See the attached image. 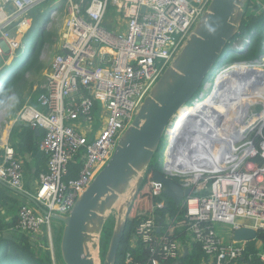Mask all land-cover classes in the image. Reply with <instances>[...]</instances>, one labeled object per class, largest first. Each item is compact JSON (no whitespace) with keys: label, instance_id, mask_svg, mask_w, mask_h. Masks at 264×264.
<instances>
[{"label":"built area","instance_id":"1","mask_svg":"<svg viewBox=\"0 0 264 264\" xmlns=\"http://www.w3.org/2000/svg\"><path fill=\"white\" fill-rule=\"evenodd\" d=\"M45 1L0 0V41L9 47L6 55L0 45V70L8 67L2 76L13 71L16 52L24 49L23 40L35 24L31 10ZM211 2L58 0L47 10V21L38 25L48 32L61 25L59 49L36 102L25 104L14 118V123H30L42 130L38 145L46 158V169L39 175L35 194H31L35 205L24 203L18 208L13 229L37 244H41L43 234L52 238L54 216L69 215L109 162L144 100L181 52ZM46 59V52L41 53L40 60ZM258 105H262L261 111L248 107L245 120L241 117L244 122L238 124L228 116L230 111L226 114L223 121L228 126L223 127L222 121L211 140L227 136L235 140L215 152L200 145L210 152L202 166L189 170L166 165L171 178L198 193L184 197L180 209L166 213L163 220L156 214L166 207L163 187L152 174L155 203L140 217L135 238L129 242L131 249L142 245L145 253L136 259L127 250L129 264H184L185 249L190 254L194 244L201 248L198 264H249L254 258L264 264V246L253 253L248 250L253 240L233 237L226 241L216 228L217 224H227L233 233L248 227L258 235L264 230V104ZM253 132L254 137L246 141ZM0 180L15 191L29 193L23 161L7 143L0 157ZM179 220L184 224L179 225Z\"/></svg>","mask_w":264,"mask_h":264},{"label":"water","instance_id":"2","mask_svg":"<svg viewBox=\"0 0 264 264\" xmlns=\"http://www.w3.org/2000/svg\"><path fill=\"white\" fill-rule=\"evenodd\" d=\"M247 1L212 0L209 10L199 21L181 52L172 65L165 70L150 95L144 100L132 125L123 133L109 162L97 174L87 190L77 199L69 215L60 216L56 214L54 216L64 223L61 251L66 264H97L87 245L90 226L95 225L101 236L109 212L118 202L116 200L123 194L125 187L132 178L140 172L141 174L135 179L134 188L131 190L130 200L125 205V207L127 206L126 212L123 217L118 219L112 231L108 249L103 257V264H116L126 219L144 182V174L155 154L158 151L163 152L162 146L164 147L168 140L171 129L169 126L173 117L188 104L191 105L196 99L202 98L201 89L206 87L211 77L216 74L215 69L223 60L222 56L225 50L229 45L233 48L239 46L231 40L244 18V7ZM253 62L261 63L259 60ZM233 78L228 85L233 83V87H235L236 84H247L245 81L248 78H264V72L235 74ZM225 109L224 112L213 110L216 112V116L213 117L210 112L207 114L208 118L204 115L193 117L192 121H197L195 127L198 130L190 128L188 131H179L177 137L179 143L184 142L181 147L183 152L175 153L176 147L169 157L174 160L175 156L180 154L186 162L202 166L205 155L209 156L211 151L215 152L220 149L213 144L209 145L204 137L206 134L209 142L211 141L212 136L215 135L222 121L226 119V114L230 111L227 103H225ZM3 118L0 119V123ZM211 118L214 119L212 125L206 126V122ZM25 125L34 130L38 136L40 135L38 127L30 123ZM204 128L205 130H203ZM200 145H207L210 152L202 156V159L195 160L194 155L199 151L193 152V150L195 146L200 148ZM187 146L191 148L190 154L189 151L184 152ZM170 164L169 160H165L162 169L153 173V178L162 184L163 193L171 198L177 206H181L184 197L198 193V190L193 187L184 188L171 178L165 171L166 165ZM182 166L180 167L182 168ZM0 182L2 181L0 180ZM107 209H109L108 214H106ZM257 236V231L248 227L238 228L233 232V237L237 241L254 240ZM187 254L188 248L185 249V256Z\"/></svg>","mask_w":264,"mask_h":264},{"label":"trees","instance_id":"3","mask_svg":"<svg viewBox=\"0 0 264 264\" xmlns=\"http://www.w3.org/2000/svg\"><path fill=\"white\" fill-rule=\"evenodd\" d=\"M253 3L255 0H252ZM251 0L247 1L246 4V12L244 13V18L242 22L239 25L238 31L236 32L235 36L231 40V42L236 41H244L248 40L250 38V42L248 45V49L246 52H242L241 54H237L234 51H238L235 48H232L231 45L228 46V48L223 53V60L219 63L218 69L216 71H219L222 67L233 64L235 62H253L257 61L254 59L255 56H259V50L262 45H264V9L260 14H248V10L250 8V5L252 4L254 6V9L258 8L256 4H253ZM35 24H39L42 20L47 21V11L44 13H40L39 15H35ZM46 34V36H45ZM49 36V32L45 31L43 33L39 34V40L36 41L33 45L29 47L31 56L30 59H27L29 61L27 63L26 60H22L21 62H25V66L21 69L20 73L15 76L13 79L8 81L6 85L1 89L0 91V109L4 108V106L7 104L9 96L12 95V93L17 94L20 97V101L16 102L13 106L12 113L14 115H17L19 110L23 107L22 103V96H23V87L26 82V74L29 71H35L36 73H41L44 64L40 60L44 39ZM232 48V49H231ZM240 53V52H239ZM22 59V58H21ZM8 69V67L3 68L0 70V78L2 79L4 76L1 74ZM34 103V102H30ZM33 131L26 127L24 123L17 122L15 127L12 131V137L15 138V135H18L20 138L19 143L14 142L13 146L15 147L16 152L18 151H25L30 150L32 146L34 145V135ZM18 150V151H17ZM19 154V153H18ZM258 160H260L258 158ZM261 161V160H260ZM163 167L162 164V153L158 151L154 158L152 159L149 168L147 170V176L144 179V182L141 186V189L139 193L137 194L130 212L128 213L126 224H125V231L123 235L122 242L120 244L117 261L116 264H129L126 259V251L131 250L133 252V255L136 259H140L144 252V247L140 245L136 249H131L130 247V240L135 238V230L136 225L139 222L140 217L146 215L148 211L151 210L153 204L155 203V198L152 196L151 193V185L150 180L152 178V174L156 170H161ZM164 199L166 200V207L162 209H158L156 211V214L158 216V219L163 220L166 213L174 214L179 209L180 206H177L174 201L166 196L163 195ZM179 225H183V220L178 221ZM114 228V224L106 221V224L104 226L102 236L100 239V248H101V255L102 257L105 256L106 249L109 243V239L111 238L112 231ZM217 230L221 233H223L225 236L228 235V239L226 238V241H230L232 236V229L227 224H217L216 226ZM3 240V239H2ZM1 242L8 243L11 247L18 249L16 252L15 257L13 260L9 261L7 264H54V260L52 259V256L50 252H45L43 255L40 254V250L36 247L37 243H34L33 241L29 240L26 236H21L16 242L15 240H5ZM264 246V230L259 232L258 238L256 240L250 241L248 243V250L255 253ZM31 255V257H30ZM2 258L0 257V264H2ZM201 248L198 244L193 245V249L191 250L190 254H187L186 257L183 259L184 264H198L201 260ZM57 263L58 264H66L63 260V257L60 252H58L57 255ZM249 264H262L259 259L254 258L252 259Z\"/></svg>","mask_w":264,"mask_h":264},{"label":"bare ground","instance_id":"4","mask_svg":"<svg viewBox=\"0 0 264 264\" xmlns=\"http://www.w3.org/2000/svg\"><path fill=\"white\" fill-rule=\"evenodd\" d=\"M260 72L261 73L264 72V62H261V63L235 62L232 65L226 66L223 69H221L219 72H217L214 75L215 78L213 79L211 83L212 89L209 92H206V93L203 92L202 98L196 99L191 105L184 107L173 117L171 129L168 134L169 143L167 145L165 144L164 146L165 149L163 151L165 152L166 158H170L169 155L172 154L173 150H175L176 147H177V150L175 151V153L183 152L181 147L184 142H182V144L179 143L177 136L179 134V131L181 130L188 131L190 128H193L194 130H198V128L195 127L197 125V121H192L193 117L197 115L199 116L204 115L206 118H208L207 114H209L210 112L212 117L216 116V112H214L213 110L224 112L226 110L225 103H227L228 106L230 107V112H229L230 114L228 116L233 117L232 119L233 124H234L235 119H237V124L239 123V121H243L241 117L244 118L245 120V115H246L245 111L248 109V107H254L260 103L259 101L256 100L255 97L249 94L253 89L250 86L254 84L255 85L254 89H257L258 91H264V78H261V79L260 78H248L245 81V83L247 84H242V85L236 84L235 87H233L234 86L233 83L230 86L228 84H230L231 80L234 79L233 76L235 74H257ZM207 87H210V86L208 85L206 86V88ZM247 88H250L249 93L247 91ZM233 111H235V113ZM2 117H3V112H0V119ZM212 120L214 119L211 118L208 122H206V126H210ZM226 126H228V123L223 121V127H226ZM205 128L207 130V127ZM205 128L203 130H205ZM232 128H237V127L232 126ZM203 132L205 134V131ZM221 138L214 137V139H212L209 142L208 137L205 134L204 140L207 141L209 145L212 143L215 147H220L221 145L223 146L225 144L226 145L230 144L231 141L235 140L234 138L229 137V136L225 137V140H221ZM187 147L184 150V152L189 151L188 153L190 154L191 148L188 147L187 149ZM207 152L208 150L206 148L201 149L199 153H196L194 155L195 160L198 158L202 159V156H204ZM169 160L172 166L175 168L182 169L180 166L183 165L182 167L184 169L195 170L196 167H198V165H196L195 163L186 162L180 155L175 156L174 160H171V159ZM139 175H140V172L132 178V180L125 187L123 194L120 195V198L118 200H116L117 202L123 199L121 206L123 205L124 207L127 204L128 198L125 199L124 197L129 192L131 193V190H133L134 188L135 179H137ZM130 193H129V197H130ZM108 212H109V209L106 210V214H108ZM99 236L100 235L97 230V227L95 225H91L89 229V238H88L87 245H88L89 252L96 263L98 260L96 256L99 251Z\"/></svg>","mask_w":264,"mask_h":264},{"label":"rangeland","instance_id":"5","mask_svg":"<svg viewBox=\"0 0 264 264\" xmlns=\"http://www.w3.org/2000/svg\"><path fill=\"white\" fill-rule=\"evenodd\" d=\"M57 1L58 0H46L45 2L35 6L31 10L30 16L34 20L36 14L39 15L40 13L46 12L49 8L53 7L57 3ZM252 3H253V1H252ZM253 4H256V6H258V8L254 9V6L251 4L250 8L248 10V14H256V15L260 14L263 11V9H264V0H255V2ZM244 11L246 12V7H244ZM199 21H198V23H199ZM34 22H35V20L33 21V23ZM57 23H59V25H60V22H55V24H57ZM110 24L113 25L111 19H110ZM39 31H40L39 25L38 24H33L32 28L27 33V37L23 40V44H25V48L21 49V50H18L16 52V54L17 53L19 54V57H22L23 61L26 60V58H28L30 56L29 47L31 46V44L33 45L36 42V38L38 37ZM45 36H46V34H45ZM48 37L49 38L46 37L44 39V44H43V48H42V52H41V53L46 52V54H47V59L44 60V61L41 60V62L43 64L44 63L47 64L49 62L51 63V61L53 60L54 56L57 54L56 45H57V43H59V40H61V34H60V32H58V29H57L56 25L51 28ZM236 44L245 45L244 47L247 48L249 42L246 39L245 41H243V40L242 41H236ZM0 45L3 48L5 54L7 55L8 52H9V47H8L6 41H4V40L0 41ZM246 50H245V52H246ZM234 52L237 53V54H241L242 52H244V49H242V50L240 49L239 50L240 53L238 51H234ZM243 54H241V55H243ZM5 59H7V58H5ZM18 59L19 58L17 57L16 60L13 62L12 68L16 64H18V62H19ZM254 59L255 60H259L261 62H264V45H262L260 50H259V56H255ZM2 62L3 61H2V58L0 56V67L3 64ZM25 62H22V63L25 64ZM218 66H219V64H218ZM21 67H22V65L19 64L17 69L14 72H11V74L15 75V74L19 73L18 71H19V69ZM217 69H218V67L215 69V71ZM215 73H217V71ZM10 77L4 75V77L2 79L0 78V91L4 87L5 83H7V81L10 79ZM45 78H46V76H44L42 73H36L35 71H29L26 74V82H25L24 87H23V93H25V94L28 93L27 90H28V88H30L31 84H33L34 82H37V83L44 82ZM212 81H213V79L211 77V79L207 83V86L209 85L210 87H207V88L203 87L201 89L202 94H203V92L206 93V92H209L212 89V87H211ZM250 87H252L253 89L249 93V89L250 88H247L248 93L251 96L255 97L257 101L262 102L264 104V91H258L257 89H254V87H255L254 84L252 86H250ZM257 93H259L260 95L257 94ZM19 101H20V97L17 94L12 93V95L9 96L7 104L4 106V108L0 109V111H2L5 114L4 118L1 121L2 122V127L0 128V141H2V138L4 136L5 130H7V127L9 125L12 126V124H13L12 122L14 121V117H15L13 115V113H12L13 105L16 102H19ZM259 108L262 109V105H256L252 109H255L256 112H257V111H261V109H259ZM253 137H254V132L251 133L248 136L246 141L251 140ZM129 193L124 197L125 199L128 198V200H130ZM122 201H123V199L118 201L114 205V207L111 209V211L109 212L108 222H110L111 224L113 223L114 224V228H115V226L117 224L118 219L123 217L125 212H126V207L127 206L126 207L125 206L123 207V205L121 206ZM118 207H120V208H118ZM116 209H118V210H116ZM52 228H53L52 238H48V237H46V234H43L44 237L42 235V237H41V239L39 241V242H41V244L38 242L39 244H36V247L40 250V252H41L40 254H42V255L45 252H50V254L52 256V259L54 260V264H58L57 263L58 252H60L61 255H62L61 238H62V233H63V229H64V224L63 223H56L55 224V222H54ZM16 235H17V237L20 236L19 234H16ZM101 236L99 237V251H98V254L96 256L97 259H98L97 260V264H103V257L101 255V248H100ZM226 238L228 239V235H226ZM109 241H110V239H109ZM108 245H109V243H108ZM107 249H108V246H107ZM107 249H106V251H107ZM7 250H8V256L4 257L2 264H7L9 261L13 260V258L16 255L17 249L7 245L6 242H1V244H0V257H3L4 255H6V251ZM30 257H31V255H30Z\"/></svg>","mask_w":264,"mask_h":264},{"label":"crops","instance_id":"6","mask_svg":"<svg viewBox=\"0 0 264 264\" xmlns=\"http://www.w3.org/2000/svg\"><path fill=\"white\" fill-rule=\"evenodd\" d=\"M57 29L58 32H60L61 25L60 28L59 26H57ZM59 45L60 42L57 43L56 45L57 51L59 49ZM49 64L50 62L47 64L44 63V68L41 72L44 76H46L47 70L49 68ZM44 83L45 80L44 82L41 83L34 82L33 84H31L30 88H28L27 90L28 93L26 94L23 93L22 96L23 106L29 102H36L38 94L43 90L42 85ZM12 123H13L12 126L9 125L7 127V130H5L2 141H0V157L3 153L4 144L7 143L8 145L13 146L14 142L19 143L20 141L18 135H15L14 139L12 137L13 128L17 124L14 123V121ZM32 131L34 133L33 134L34 145L32 146V148L30 150H25V151L17 150L24 164V183H25V188L29 193L26 194L15 191L11 189L8 185L4 184L3 182H0V239L1 240L3 239L2 241L15 240L16 242H18L21 236H25L21 234L19 231L13 229V226L15 225L17 218L16 213L18 208L24 203L35 205V201L31 197V194H35L39 184V175L43 170L46 169V158L43 152L39 150V145H38L43 132L42 130H40V135L38 136L34 130ZM54 222L55 224L63 223L61 220H58L56 218ZM16 234H19L20 236L17 237Z\"/></svg>","mask_w":264,"mask_h":264},{"label":"clouds","instance_id":"7","mask_svg":"<svg viewBox=\"0 0 264 264\" xmlns=\"http://www.w3.org/2000/svg\"><path fill=\"white\" fill-rule=\"evenodd\" d=\"M43 31H44L43 29H42V30L40 29L39 34H40V33H43ZM44 32H45V31H44ZM39 34H38V37L36 38V41L39 40ZM244 41H245V40H244ZM248 42H250V38L248 39ZM238 45H242V44H238ZM248 45H249V44H248ZM24 48H25V46H24ZM232 48H233V47H232ZM232 48H231V49H232ZM235 49L238 50V49H239V46L236 47ZM243 49H244V48H243ZM246 49H248V47L245 48L244 51H245ZM239 50H240V49H239ZM241 50H242V49H241ZM29 53H30V50H29ZM30 56H31V53H30ZM30 56H29L27 59H30ZM17 57L19 58V59H18V60H19L18 64H16V65L13 67V71L8 72L7 75H6V76H8V77L11 76L10 79H9L8 81H10V80L13 79L15 76H17V75L20 73L21 69H22V68H23V67L29 62V61H27L26 64H23V63L21 62V61H22V59H21L22 57H19V54H18ZM15 60H16V59H15ZM15 60H14V61H15ZM19 64L22 65V67H21V68L19 69V71H18L19 73L15 74V75L10 74L11 72H14V71L17 69V67H18ZM222 69H223V68H222ZM7 70H8V69H6L5 71H7ZM5 73H6V72H5ZM4 75H5V74H4ZM4 75H3V76H4ZM214 78H215V76L212 77V79H214ZM8 81H7V82H8ZM5 85H6V83H5ZM188 105H190V104H188ZM165 144H166V143H165ZM165 144H164V145H165ZM162 150L164 151V147H163V146H162ZM200 150H201V149L198 148V149L193 150V152H195V151H200ZM178 155H180V154H178ZM178 155H176V156H178ZM165 158H166V156H165V152H162V164H164ZM169 159H171V158H167V160H169ZM171 160H172V159H171ZM169 161H170V160H169ZM5 256H8V250L6 251V255H4L3 258H2V262H3V259H4Z\"/></svg>","mask_w":264,"mask_h":264},{"label":"flooded vegetation","instance_id":"8","mask_svg":"<svg viewBox=\"0 0 264 264\" xmlns=\"http://www.w3.org/2000/svg\"><path fill=\"white\" fill-rule=\"evenodd\" d=\"M233 112L235 113V111H233ZM229 114H230V113H229ZM212 121H214V120H212ZM211 125H212V122H211ZM211 125H210V126H211ZM170 135H171V134H170Z\"/></svg>","mask_w":264,"mask_h":264}]
</instances>
